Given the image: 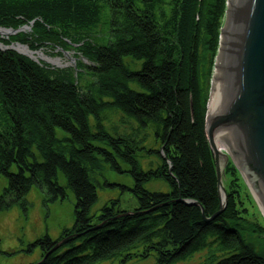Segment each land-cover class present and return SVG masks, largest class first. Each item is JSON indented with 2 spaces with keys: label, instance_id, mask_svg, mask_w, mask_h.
I'll return each mask as SVG.
<instances>
[{
  "label": "trees",
  "instance_id": "obj_1",
  "mask_svg": "<svg viewBox=\"0 0 264 264\" xmlns=\"http://www.w3.org/2000/svg\"><path fill=\"white\" fill-rule=\"evenodd\" d=\"M225 11L226 0H0V29L21 30L1 45L73 50L88 64L76 63L73 74L0 48V212L27 211L33 188L44 206L67 191L75 198L70 229L26 246V254L39 250L38 264H128L151 254L155 264L195 255H202L198 264H264V224L231 161L220 210L206 135ZM111 113L137 131L152 129L160 166L144 171L142 141L108 133L103 122ZM106 167L132 179L131 188H120L136 199L133 212L108 200L91 214L97 189L110 187L99 182ZM153 180L169 192L147 191Z\"/></svg>",
  "mask_w": 264,
  "mask_h": 264
},
{
  "label": "water",
  "instance_id": "obj_2",
  "mask_svg": "<svg viewBox=\"0 0 264 264\" xmlns=\"http://www.w3.org/2000/svg\"><path fill=\"white\" fill-rule=\"evenodd\" d=\"M4 31L8 38L21 30ZM206 135L215 162L220 210L227 202L223 179L231 161L264 214V0H226Z\"/></svg>",
  "mask_w": 264,
  "mask_h": 264
},
{
  "label": "rangeland",
  "instance_id": "obj_3",
  "mask_svg": "<svg viewBox=\"0 0 264 264\" xmlns=\"http://www.w3.org/2000/svg\"><path fill=\"white\" fill-rule=\"evenodd\" d=\"M0 41H7V39H0ZM13 47V46H12ZM46 58L41 60L48 64L50 68L58 70H67L76 67V63L83 62L73 50L60 51L52 47L40 51ZM60 60L61 66L50 62ZM125 64H129L130 59H125ZM88 65V64H87ZM57 66V67H56ZM141 66V63H140ZM73 70V69H72ZM75 70V69H74ZM73 70V74L75 73ZM138 70V68H133ZM89 81L88 76H84L80 81V85H85ZM212 81L210 83L209 97L211 91ZM132 90L140 92L137 85H130ZM209 101V99H208ZM92 122V117L89 118ZM104 127L112 136L119 134H132L142 141L141 147L147 152H142L138 155V162L144 171L155 170L161 165V159L157 155L159 153V144L153 136L151 128L146 130H138L134 121L124 118L121 114L111 113L108 115V121L103 122ZM117 131V132H115ZM57 135H61L57 132ZM220 151V150H219ZM225 154V150H221ZM157 153V154H156ZM122 169L126 172L127 167L122 165ZM242 178V177H241ZM107 182L110 187L102 186L97 189V202L91 209V214H98L99 210L108 200H119V209L127 212H133L137 207V201L128 191H121L120 187L128 190L131 188L133 181L126 173L116 174L110 171L107 167L103 171L99 182L103 185ZM59 182L62 187L66 186L64 178L59 176ZM245 193L249 196L251 203L254 206L247 205L249 214H257L260 223L264 224V216L254 198L251 194L246 182L243 180ZM6 187V182L2 178L0 180V194ZM145 189L151 193H168L169 188L165 182L150 181L145 185ZM28 207L27 211L15 207L11 210L0 212V264H35L39 263V250L35 249L30 254H26V246L33 244L36 240L47 235L51 240L59 238L60 234L70 229L74 223V205L75 198L70 191L66 192V198L63 201H58L54 204L44 206L43 195L37 188H33L27 196ZM254 220V217H251ZM202 255H195L191 259L180 264H198ZM156 257L151 254L147 259H136L128 264H155ZM98 264H114V262H101Z\"/></svg>",
  "mask_w": 264,
  "mask_h": 264
},
{
  "label": "bare ground",
  "instance_id": "obj_4",
  "mask_svg": "<svg viewBox=\"0 0 264 264\" xmlns=\"http://www.w3.org/2000/svg\"><path fill=\"white\" fill-rule=\"evenodd\" d=\"M7 36V33L5 31L0 30V38L1 39H5ZM11 50H15L16 52H18L19 54L25 55L29 58H31L33 61L35 62H40L41 60H45L46 58L44 57V55L40 52L37 53H30L27 47L24 46H20V45H13V47L10 48ZM50 62H52L53 64L59 65L61 66V62L60 60H55V61H51L50 59H48ZM213 78V77H212ZM210 98V97H209ZM220 151L223 149H219ZM258 204V203H257ZM259 206V205H258ZM260 208V207H259ZM261 210V209H260ZM262 212V210H261ZM263 214V212H262ZM264 216V214H263Z\"/></svg>",
  "mask_w": 264,
  "mask_h": 264
}]
</instances>
